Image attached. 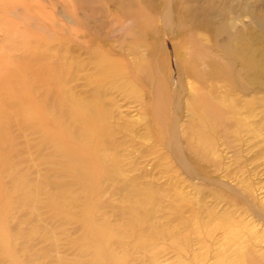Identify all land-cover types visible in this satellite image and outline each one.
I'll return each instance as SVG.
<instances>
[{"label":"bare ground","instance_id":"1","mask_svg":"<svg viewBox=\"0 0 264 264\" xmlns=\"http://www.w3.org/2000/svg\"><path fill=\"white\" fill-rule=\"evenodd\" d=\"M102 1L99 0L105 6L102 7L108 16L114 17L113 28L118 27L116 32L119 30V35L121 34L119 52L96 46L87 51L88 61L75 60L78 57L67 60L65 55L59 56L56 62L58 64H47L43 72L33 73L41 83L40 73L54 71L59 76H55L57 82L54 84L58 83L61 87L73 66L76 73H81L92 65L95 72L86 75L85 86L90 87L86 93H71L60 89L59 92L62 93L56 94L51 106H43L44 110L38 109L34 102H23L17 96H7L9 98L4 99H7L5 105L14 108H9L14 116L21 115L32 127L35 120L41 122L47 142L39 143V148L43 150L49 147L52 150L51 163L57 166L60 175L72 179L86 197L83 210L74 216L66 214L63 207L72 199L67 190H64L66 185L58 193L49 194L47 204L65 220L79 221L84 232L81 251L92 252L94 259L103 260L106 264H122V260L111 249L114 239L121 240L124 237H119L131 235L136 246L145 248L161 232L151 225L150 234L145 235L148 230H144L146 219L151 218L150 213L159 191L151 183L140 182L148 178L147 172L138 178L124 175L122 157L113 144L112 135H117L126 126H121L119 115L115 116L119 106L113 95L117 91L124 98L130 97L140 102L147 131L156 133L169 157L182 169L186 171L191 166L190 162L203 167H218L214 159V138L220 136L225 139L238 135L240 129L253 126L250 119L258 110L264 114V0H158L159 3H164L161 12H154L155 3L152 0ZM19 6L29 11L27 0H0V10L5 12ZM64 9L69 11L68 7ZM59 26L58 24L56 31ZM159 27L166 31L164 41L159 44L148 42L146 34L158 37ZM43 28L40 25H27L23 32L25 34L37 29L42 33ZM72 31L75 39L81 33L76 25ZM166 40L169 44L165 43ZM25 53L27 58L24 60L29 66H33L32 62L46 58L45 52L38 54L27 49ZM13 59H2L0 86L11 79L12 67L19 65ZM27 88L31 90V81ZM13 93H20V90L11 92ZM241 95L244 97L243 101L239 100ZM38 99L44 102L46 97ZM241 109L246 110L243 116ZM184 110L188 121L184 126L185 132L181 134L183 137L179 140L175 135L174 123L169 128L168 122L171 115L174 117L175 113L179 115ZM4 116L7 117L6 114ZM29 124L28 128L31 127ZM192 137L197 140L198 145L192 141ZM54 158H61L62 162L52 161ZM18 176L20 183L23 176L17 175L16 178ZM101 179L122 182L123 190L129 197L127 203L131 221L124 223L125 233L119 234L120 236L114 235L111 223L94 220L93 215L98 209L97 189ZM14 181L18 182V179ZM23 184L21 182L19 186ZM28 185L30 186L29 182ZM196 188L202 195L209 190L202 185ZM210 192L217 199H225L218 190ZM32 193L33 190L29 192V198L30 195L33 196ZM57 197L61 202H56ZM2 198L3 192L0 190V251L8 264H26L17 248L10 244L9 232L3 222L9 206ZM226 201L231 202L228 198ZM228 217L222 215L227 220L224 228L227 229L224 238L227 244L224 247L226 245L228 249L225 251V247L217 254L212 264H264V253L249 245L246 233H241L233 225L229 226L232 222ZM136 225H139V231H136ZM163 232L175 245L183 240L175 230L165 229ZM184 261L187 260L182 262Z\"/></svg>","mask_w":264,"mask_h":264},{"label":"rangeland","instance_id":"2","mask_svg":"<svg viewBox=\"0 0 264 264\" xmlns=\"http://www.w3.org/2000/svg\"><path fill=\"white\" fill-rule=\"evenodd\" d=\"M152 1L155 3L154 12H161L164 3L161 4L162 2L159 3L158 0ZM27 6L29 11L22 6L11 8L6 12L0 10V65L5 57L14 58L13 60L19 63L12 67L11 79L0 86V115L7 116L5 119L0 117V141H2L0 190L5 199L2 198L3 202L6 201V205L9 206L3 222L9 232L10 244L17 248L19 256L25 259L26 264H106L103 260L94 259L92 252L81 251L84 232L79 221L65 220L47 204L48 195L58 193L63 189L62 186L66 185L64 190H67L72 199L63 207L66 214L74 216L79 215L83 210L86 197L72 179L60 175L57 166L51 163L52 150L49 147L43 150L39 148V143L46 141L41 122L35 120V125L33 124L32 127L30 123L31 127L28 128L29 123L21 115L14 116L9 109L14 108L5 105V102L9 98L7 96H17L26 103L34 102L38 105V109L44 110L43 106L45 108L51 106L55 102L53 99L56 98V94L62 93L59 92L60 89H66L71 93H86L90 88L85 86L86 75L95 72L92 65L81 73L75 72V66L71 67L62 88L58 83L54 84L58 76L54 71L48 72L49 75L40 73L41 83L38 81L39 78L35 79L33 73L43 72L47 64H58L56 62L59 56L65 55L67 60L78 57L79 59L75 60L88 61L87 51L92 47L118 51L121 34L119 35V30L116 32L118 27L113 28L114 17L108 16L105 6L99 0H27ZM67 7L69 11L68 9L65 11L64 8ZM5 18L8 20L4 21ZM58 24L59 32L56 31ZM27 25L36 27L40 25L44 27V31L41 33L40 30L34 29L25 35L23 31ZM74 25L81 32L77 34L76 39L72 31ZM158 34L159 36L155 37L147 33L148 42L159 44L164 41L166 31L162 27H159ZM63 40H66V43ZM165 43L169 44V41L166 40ZM27 49L38 54L45 52L46 58L39 59L36 63L32 62L33 66H29L24 60L27 58L25 53ZM61 49H65L63 50L65 53L61 52ZM30 81L31 90L27 88ZM15 88L20 90V93L11 94L16 92ZM41 97H46L44 102L39 101L38 98ZM113 98L118 101L119 106L115 116L119 115L121 126H126L124 130L120 129L117 135H112L113 144L122 157L124 175L138 178L142 173L147 172L148 178L140 182L151 183L152 187L159 191L150 213L151 218L146 219L144 230H148L145 235L151 233V227L161 232L152 242H148L145 248H139L131 235L119 237L121 233H125L124 223L131 221L127 203L129 197L123 190L122 182L100 180L96 195L98 209L93 215L94 220L111 223L114 227V235L120 234L119 238L124 237L111 242V249L122 260V264H183L185 262L212 264L215 256L226 247L224 244H227V240H224L227 220L222 218L223 214L230 217L228 219L233 224L229 223V226L233 225L241 233L247 234L250 246L264 253V114L262 111L258 110L250 119L253 126L240 129L238 135H231L232 137L225 139L220 136L214 138L216 151L214 159L218 167H203L190 162L191 166L185 171L169 157L165 147L158 141L156 133L147 131L140 102L130 97L124 98L117 91ZM239 100L243 101L244 97L239 96ZM240 112L242 116L246 114L245 109H241ZM187 121L184 110L180 111L179 115L175 113L174 117L171 115L168 122L169 128L174 123L175 135L179 140L181 136L183 137L181 134L185 130ZM192 141L198 145L194 137ZM52 161L62 162V159L54 158ZM17 175L26 177L20 178L25 185L19 186L20 176L16 178ZM17 179L18 182L14 181ZM198 185L205 186L209 190L202 195L197 191ZM18 188L19 190L16 191ZM32 190L34 193L30 197L33 199L29 198V192ZM210 190L220 191L225 199H217ZM25 196L28 199H24ZM226 198L231 202L228 203ZM56 202H61V199L57 197ZM138 227L139 225H136V231H139ZM165 229L175 230L181 235L183 240L179 245H175V242L165 235L166 233L163 232ZM227 249L228 247L225 251ZM183 260L187 261L182 262ZM0 264H8L1 251Z\"/></svg>","mask_w":264,"mask_h":264}]
</instances>
